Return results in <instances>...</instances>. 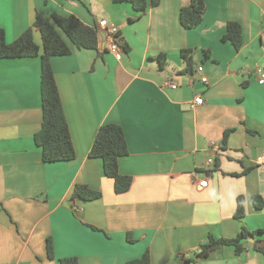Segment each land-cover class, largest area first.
Returning a JSON list of instances; mask_svg holds the SVG:
<instances>
[{"label": "crops", "instance_id": "0c3cea01", "mask_svg": "<svg viewBox=\"0 0 264 264\" xmlns=\"http://www.w3.org/2000/svg\"><path fill=\"white\" fill-rule=\"evenodd\" d=\"M203 1L202 20L186 29L179 11L189 0H159L142 15L126 1L0 0L8 42L37 13L51 23L53 14H72L87 25L116 24L129 46L118 59L99 32L95 49L51 57L75 152L64 161L44 162L33 138L42 120L40 58H0V264H60L71 256L79 264H126L146 250L151 264H264V84L255 73L264 68V0ZM229 21L241 27L238 49L221 39ZM34 39L40 42L37 32ZM185 48L193 49L189 71ZM197 95L201 104L193 103ZM105 123L120 125L127 144L118 169L131 181L120 193L101 159L88 155ZM76 184L101 195L72 198ZM241 226L261 230L242 252L225 245L197 257L208 236L233 238Z\"/></svg>", "mask_w": 264, "mask_h": 264}, {"label": "trees", "instance_id": "16d2710c", "mask_svg": "<svg viewBox=\"0 0 264 264\" xmlns=\"http://www.w3.org/2000/svg\"><path fill=\"white\" fill-rule=\"evenodd\" d=\"M114 1L130 3L138 15H142L149 6L157 5L159 2V0ZM204 10L205 4L203 0H189V3L179 11V21L182 27L188 29L197 26L202 20ZM52 21L53 23L49 22L45 17L37 13L32 24L11 42L6 41L4 29L0 27V58L34 56L40 58L42 120L40 128L35 132L33 138L36 145L41 148L44 162L64 161L75 158L50 59L55 55L70 54L72 47L77 49H95L100 38L99 31L95 25H87L75 15L53 14ZM34 32L39 34V43L34 39ZM221 39L229 40L238 49L242 44L240 25L234 21L227 22L226 30ZM116 41L121 48L128 50V44L123 41L119 33L116 36ZM180 55L185 63L184 70L189 71L193 64V49H182ZM156 59L159 67L162 68L166 61L165 54H159ZM233 130L231 128L223 132V143L226 142L228 134ZM127 152V144L121 126L116 123H105L98 128L88 153L90 157L101 159L103 173L113 179L114 190L117 193L126 191L130 186V176L121 174L118 169L119 157L127 154ZM100 195V191L93 190L86 185L76 184L71 197L91 200L98 198ZM253 203L256 208H261L263 205L262 198L258 195L253 196ZM243 215L244 199L239 196L234 216L240 219ZM92 228L97 229L93 226ZM260 232L261 230L251 231L241 226L240 231L233 238L208 236L206 241L199 245V251L196 255L199 258H205L211 251L225 245L233 246L235 253H240L245 249L246 240L253 238L255 234ZM254 247L259 250L263 249V246H256V241H254ZM46 252L48 258H54L53 244L50 237L46 238ZM59 263L79 264L77 257L74 256L59 258ZM126 264H151L149 251L146 250L139 258L131 259Z\"/></svg>", "mask_w": 264, "mask_h": 264}, {"label": "built area", "instance_id": "2783aa9c", "mask_svg": "<svg viewBox=\"0 0 264 264\" xmlns=\"http://www.w3.org/2000/svg\"><path fill=\"white\" fill-rule=\"evenodd\" d=\"M97 30L99 32H102L105 34L107 40H108V49L109 51H111L114 56L116 58H120L123 52V49L119 46V44L116 41V36L119 33V27L114 24L109 22L106 19H100L97 24H96ZM202 66H198L197 67V72L199 74V79L202 83L207 84L208 79L207 77L202 73ZM255 73H256V80L259 84H264V68L261 66H257L255 69ZM164 85L170 86L172 88L176 87L175 84L173 83H169V82H164ZM202 98L201 96H195L193 99V103L194 104H201L202 103ZM262 160H264V151L262 152L261 155ZM208 162L209 163H213V158L209 157L208 158ZM206 180L203 179L201 181L198 182V185L200 187L205 186L206 185Z\"/></svg>", "mask_w": 264, "mask_h": 264}, {"label": "rangeland", "instance_id": "374dc122", "mask_svg": "<svg viewBox=\"0 0 264 264\" xmlns=\"http://www.w3.org/2000/svg\"><path fill=\"white\" fill-rule=\"evenodd\" d=\"M38 34V33H37ZM38 36H39V34H38Z\"/></svg>", "mask_w": 264, "mask_h": 264}]
</instances>
